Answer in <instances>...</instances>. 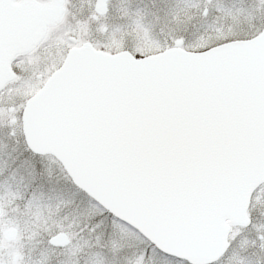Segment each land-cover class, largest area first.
<instances>
[{"label": "snow or ice", "instance_id": "snow-or-ice-1", "mask_svg": "<svg viewBox=\"0 0 264 264\" xmlns=\"http://www.w3.org/2000/svg\"><path fill=\"white\" fill-rule=\"evenodd\" d=\"M0 264H264V0H0Z\"/></svg>", "mask_w": 264, "mask_h": 264}]
</instances>
